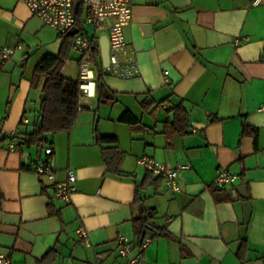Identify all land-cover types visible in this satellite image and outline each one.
Instances as JSON below:
<instances>
[{
    "label": "crops",
    "instance_id": "crops-1",
    "mask_svg": "<svg viewBox=\"0 0 264 264\" xmlns=\"http://www.w3.org/2000/svg\"><path fill=\"white\" fill-rule=\"evenodd\" d=\"M83 29L89 36L107 32ZM124 36L122 59H134L136 73L103 76L116 101L98 103L96 88L71 129L45 134L39 152V141L23 142L39 120L41 91L31 77L44 55L58 54L64 37L23 0H0V48H14L0 60V250L11 264H95L96 253L105 264H128L116 242L124 234L134 243L127 257L141 252L135 264H264V4L132 0ZM73 51L61 70L69 79L78 76L80 54ZM179 104L189 130L168 138ZM126 111L136 123L119 120ZM96 132L116 136L117 145H100ZM46 145L53 179L34 171ZM101 148L109 158L121 153L117 172ZM142 156L168 167L188 164L180 191L139 164ZM221 167L238 178L217 188ZM67 169L77 176L68 203L53 196ZM143 208L152 210L151 240L140 250L131 220ZM80 226L90 246L77 238Z\"/></svg>",
    "mask_w": 264,
    "mask_h": 264
},
{
    "label": "built area",
    "instance_id": "built-area-1",
    "mask_svg": "<svg viewBox=\"0 0 264 264\" xmlns=\"http://www.w3.org/2000/svg\"><path fill=\"white\" fill-rule=\"evenodd\" d=\"M30 12L38 17L40 21L54 29L59 35L64 36L73 26L77 31L72 35L71 48L80 54L78 60V109H82L89 104V99L95 95L97 75L96 60L94 54V41L98 39V34L89 36L83 30H79L76 25L75 13L81 9L83 25H91L95 33L106 30L109 41V65L102 67V72L120 78H126L136 73V61L134 59L123 60L122 53L127 46L124 27L129 23L131 16L132 0H23ZM78 1L77 10L74 9V3ZM264 4V0H251V5L256 6ZM18 43L16 48H20ZM14 48L3 46L0 48V60H6L11 57ZM167 71L164 72L166 75ZM193 132L196 129H192ZM12 137L15 133L10 134ZM15 142L9 143L13 147ZM42 151L45 158L37 160L34 171L38 175L54 178L55 166L53 158V149L50 145L43 146ZM137 162L143 165L149 172L163 179L164 184L173 192H179V179L184 170L190 166L182 164L177 167H168L149 156L140 157ZM238 175L232 173L225 167L218 168L213 183L218 188L232 185ZM77 176L71 170L67 169L65 180L54 184L53 196L60 201L70 202L71 194L75 189ZM79 241L85 246H90L91 242L86 229L82 226L75 230ZM151 240L146 236L141 238L137 245L142 250ZM119 256L126 257L128 264H135L141 259V252L132 257L127 254L132 250L133 241L120 234L116 239ZM95 264H105L102 261L100 253L95 254ZM0 264H11L10 257L0 250Z\"/></svg>",
    "mask_w": 264,
    "mask_h": 264
},
{
    "label": "trees",
    "instance_id": "trees-1",
    "mask_svg": "<svg viewBox=\"0 0 264 264\" xmlns=\"http://www.w3.org/2000/svg\"><path fill=\"white\" fill-rule=\"evenodd\" d=\"M75 18L79 30H84L81 9L75 13ZM63 37L64 40L58 54L53 55L48 53L44 55L35 65L33 70L31 86L34 89H40L41 100L38 115L39 120L35 123L32 131L23 137V142L27 145L38 143L39 137H41L42 142L45 134H55L60 131L70 130L80 112L78 109V81L77 79L66 78L61 74L64 63L69 59L73 36L66 34ZM94 54L97 59V75L95 82L98 93V103H114L116 101L115 95L113 92L108 91L103 82V76L105 73L102 72L97 40L94 41ZM147 104L148 101L146 100L141 102V105L144 108L147 107ZM172 111L174 119L170 123V131H166V136L168 138L171 137L172 133L180 134L189 130L187 114L181 105L179 104L173 107ZM119 120L127 124H134L137 122V119L129 111L124 112ZM96 141L100 145L103 143H113L114 145H117L118 139L114 135H100L96 132ZM101 151L108 168H114V171L117 172L121 153L115 152L114 155L109 158L106 155L105 148H101ZM151 218L152 210L145 208L141 209L138 216L132 218V230L135 238L134 241L136 243H139L141 237L144 238L147 236L146 232L150 227L149 221ZM159 231L160 232H157L156 234H164L162 230ZM143 232L144 235L142 236Z\"/></svg>",
    "mask_w": 264,
    "mask_h": 264
},
{
    "label": "water",
    "instance_id": "water-1",
    "mask_svg": "<svg viewBox=\"0 0 264 264\" xmlns=\"http://www.w3.org/2000/svg\"><path fill=\"white\" fill-rule=\"evenodd\" d=\"M78 1H75L74 3V9L77 10L78 7ZM143 29L145 33L148 35L150 33V26L148 24H143ZM77 31V28L75 26L71 27L69 31L67 32V35H73ZM98 46H99V52H100V60L102 67H107L109 65V41L106 34H101L98 37ZM38 146H39V152L41 150V137L38 138ZM238 190L240 193L244 194L245 186L244 184L239 185ZM144 235V232L142 233V236ZM142 238V237H141ZM140 238V240H141Z\"/></svg>",
    "mask_w": 264,
    "mask_h": 264
},
{
    "label": "rangeland",
    "instance_id": "rangeland-1",
    "mask_svg": "<svg viewBox=\"0 0 264 264\" xmlns=\"http://www.w3.org/2000/svg\"><path fill=\"white\" fill-rule=\"evenodd\" d=\"M86 29H88V30H90V32H92L91 30H92V28H90L89 26H86ZM50 30V29H49ZM104 31H106V30H104ZM74 52V51H73Z\"/></svg>",
    "mask_w": 264,
    "mask_h": 264
}]
</instances>
